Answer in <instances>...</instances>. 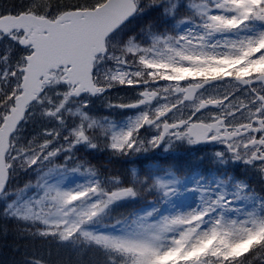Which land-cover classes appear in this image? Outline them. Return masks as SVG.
<instances>
[{
  "label": "snow or ice",
  "instance_id": "1",
  "mask_svg": "<svg viewBox=\"0 0 264 264\" xmlns=\"http://www.w3.org/2000/svg\"><path fill=\"white\" fill-rule=\"evenodd\" d=\"M124 89L107 102L124 119L89 114ZM101 137L117 156L219 146L217 164L245 173L156 165L123 186L77 163ZM248 171L264 185V0L0 3V231L41 245L18 264H264ZM144 191L148 206L112 215Z\"/></svg>",
  "mask_w": 264,
  "mask_h": 264
},
{
  "label": "trees",
  "instance_id": "2",
  "mask_svg": "<svg viewBox=\"0 0 264 264\" xmlns=\"http://www.w3.org/2000/svg\"><path fill=\"white\" fill-rule=\"evenodd\" d=\"M15 0H0V3H3L5 5H11L12 3H15ZM181 2L186 3V0H181ZM187 15L186 11L180 10L177 13L176 20L173 21V23H177L180 19H183ZM180 154L186 153L188 151V148H183L178 150ZM189 153V152H187ZM78 157L81 158V161L86 162V164H94L98 165V169L101 173V178L105 177H112V176H118L123 181L129 182L127 185L123 186H131V181L133 180V171H136L140 173L141 178H143V174L145 171H147L148 168L152 166H160L167 168L169 166L178 165L180 168L184 170L189 169H198V168H206L210 165H203V159H200L198 155L189 154L192 156L190 158L191 163H186V159H180L179 164L174 163L171 160H167L165 162H160L159 160H156L157 157L154 155H149L145 152L139 153L138 157L140 160H135L134 156H131L128 159L120 158V157H110L106 156L105 158H95V153H87V150H81L77 152ZM185 157H188V154H184ZM100 156V155H99ZM189 156V157H191ZM147 157V159H145ZM205 159V158H204ZM175 165V166H176ZM184 173V172H181ZM261 180H258L256 184H261ZM25 180H20V186L22 187ZM139 201H129L127 203H121L117 205L112 215L114 217H122V216H128L129 214L133 212H137L138 208L141 209V207H146L149 202L154 201L155 197L152 199V194H149L148 192H140V194L137 197ZM152 199V200H150ZM150 200V201H147ZM4 230L0 231V264H18V262L22 259V255L26 250H29L33 247H39L41 246L39 242H32L27 239L21 238L17 233L19 229L15 224L10 225H4ZM55 252L56 250H50ZM70 254L65 252L64 257L65 259L68 258ZM83 253L75 254L72 256L73 260H76L80 257H82ZM89 258H95L93 253H88Z\"/></svg>",
  "mask_w": 264,
  "mask_h": 264
},
{
  "label": "rangeland",
  "instance_id": "3",
  "mask_svg": "<svg viewBox=\"0 0 264 264\" xmlns=\"http://www.w3.org/2000/svg\"><path fill=\"white\" fill-rule=\"evenodd\" d=\"M16 2L15 3H17V2H19V0H15ZM132 93V92H131ZM134 93H132V95H133ZM124 94H123V90L122 91H120V92H113V93H111L106 99H104V100H101V102L100 103H95L94 105H90V108H91V112L89 113L91 116H93L94 118H96V119H103V118H107V119H109V120H120V119H117V112H115V111H110L108 108H107V102L108 101H110V102H112V103H118L119 102V100L120 99H122V96H123ZM96 109H98V110H100V112H102L101 114L100 113H98V114H96ZM96 135H100V132H99V130H97L96 131V133H95ZM98 143H99V147L98 148H96L95 150L96 151H93V150H91V149H82V150H84V151H86L87 150V153H95V158H105V155L106 156H110V157H115V155L113 154V153H111V151L110 150H106L105 149V147H104V143H103V139H102V137H101V139L98 141ZM175 145H177V144H175ZM164 146V145H163ZM100 148L102 149V151H100ZM163 148V147H162ZM150 150H153V149H151V148H149V150L147 151V152H149L150 153ZM169 150V148L167 147V145H165V147H164V151L166 152V151H168ZM164 154H166V153H164ZM100 155V156H99ZM138 155L139 154H133V155H129V156H122V158H125V159H128V158H130L131 156H134V159L135 160H140V158L138 157ZM151 155H154V156H156L157 157V159L156 160H159L160 162H165V161H167V160H171L172 162H174V163H178L179 164V162H180V159H183V158H185L186 159V163H191L190 162V158H192V157H185V155H184V153L183 154H180V153H176V152H174L173 154H172V156H170L169 158H166V157H163V156H157V154L156 153H152V151H151V153H150V156ZM117 156V155H116ZM76 157H78V155H77V152H76ZM79 159L77 160V163H81L82 161H81V158L80 157H78ZM204 161H206V162H203V165H210V168L212 169V170H217L218 168L220 169V171H222L221 169H222V167L221 166H219L217 163H213L212 161H210V160H208V159H204ZM84 162V161H83ZM208 162V163H207ZM57 163H60V161H57ZM176 165V164H175ZM177 167H180V166H178V165H176ZM86 167H92V168H94L96 171H97V173H99L100 175H101V173H100V170L98 169V165H94L93 163L92 164H86ZM209 177L211 178V177H216V174H215V172L214 173H211V174H209ZM107 178H109V179H111V177H107ZM21 179H24L25 180V182L24 183H27L28 182V177H23V178H21ZM20 179V180H21ZM32 179V182L34 183L35 182V177H32L31 178ZM138 187V186H137ZM262 187H264V185H262V184H253V189L254 190H256V192H260V189L262 188ZM145 193H147V191H144ZM155 196L154 195H152V199L154 198ZM152 199H150V200H152ZM150 200H147V201H150ZM135 202H137V201H139V199L138 198H136L135 200H134ZM127 202H129V201H122L121 203H127ZM120 203V204H121ZM141 209H143L142 207H141Z\"/></svg>",
  "mask_w": 264,
  "mask_h": 264
},
{
  "label": "flooded vegetation",
  "instance_id": "4",
  "mask_svg": "<svg viewBox=\"0 0 264 264\" xmlns=\"http://www.w3.org/2000/svg\"><path fill=\"white\" fill-rule=\"evenodd\" d=\"M123 94L124 95L122 96V99H125V100H127L128 98H130L132 96L131 91H129L127 89L123 90ZM100 102H101V100H97L95 103H100ZM109 110L117 112V119H120V120L124 119V116L121 115L122 112H128L130 114V110H121L118 108L109 109ZM164 147H165V145L164 146L162 145L159 148L150 150V153L152 151V153H156L157 156H163V157L169 158L170 156H172V154L174 152L179 153V151H178L179 149L188 148V151H187V152H189V153H187L188 155L189 154H193L195 156L198 155V157L200 159L205 158V159L213 160L214 163H217L212 157H213L214 151L219 149V146L213 147L212 145H206V146L205 145H199V146H196L195 148H190V146H187V145H180V144L175 145V144H173L172 147L169 148V150L166 152L164 151ZM146 153L150 155L149 152H146ZM164 153H166V154H164ZM189 156H191V155H189ZM219 166L222 167V171H224V169L226 167L228 170L229 176L238 175V173H245V169L243 166H241L236 171H233L234 169H236L235 164H229L227 166H222V165H219ZM258 177H260V176L255 175L252 171H248L247 174L244 175L242 178H245L248 182L253 183L254 181H256V179H258Z\"/></svg>",
  "mask_w": 264,
  "mask_h": 264
}]
</instances>
